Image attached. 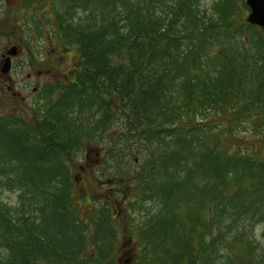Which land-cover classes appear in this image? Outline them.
Wrapping results in <instances>:
<instances>
[{
	"label": "trees",
	"instance_id": "obj_1",
	"mask_svg": "<svg viewBox=\"0 0 264 264\" xmlns=\"http://www.w3.org/2000/svg\"><path fill=\"white\" fill-rule=\"evenodd\" d=\"M42 1L76 56L33 120L0 114L19 200L0 198V264H121L125 246L128 264H264V32L245 0ZM92 148L98 201L75 188Z\"/></svg>",
	"mask_w": 264,
	"mask_h": 264
},
{
	"label": "rangeland",
	"instance_id": "obj_2",
	"mask_svg": "<svg viewBox=\"0 0 264 264\" xmlns=\"http://www.w3.org/2000/svg\"><path fill=\"white\" fill-rule=\"evenodd\" d=\"M209 2L210 0H203L205 7ZM32 17L39 22L33 23ZM52 18L50 2L0 0V114L16 113L26 120H33L34 109L43 102V87L46 84L67 82V77L71 76V70L74 68L72 59L76 55L70 53L68 48L62 49L56 42L51 32ZM12 46L16 47V52L10 56L9 70L2 73L4 54L7 55ZM75 162L88 167L90 171L89 179H76V195H81L83 188L87 191L84 195L95 193V201L111 195L112 190L108 189L111 183L107 179L101 182L106 183L102 188L98 187L97 181L92 180V177L95 179L94 175L100 164V157L93 148L87 149L80 158L76 157ZM0 198L8 205H16L19 202L18 191L13 189H0ZM119 205L121 209L124 208V203ZM262 230L263 228L259 227L257 233L264 241ZM120 239L124 246L126 237L120 236ZM125 247L118 257L121 264H128L132 259L131 252Z\"/></svg>",
	"mask_w": 264,
	"mask_h": 264
},
{
	"label": "water",
	"instance_id": "obj_3",
	"mask_svg": "<svg viewBox=\"0 0 264 264\" xmlns=\"http://www.w3.org/2000/svg\"><path fill=\"white\" fill-rule=\"evenodd\" d=\"M249 11L246 16V21L252 25H256L262 29L264 32V0H245ZM16 52V47L12 46L10 50L7 51V55H4L3 65L1 67V72L6 73L10 68L11 54Z\"/></svg>",
	"mask_w": 264,
	"mask_h": 264
}]
</instances>
